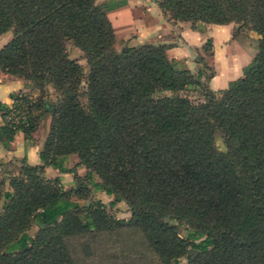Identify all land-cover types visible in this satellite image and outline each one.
<instances>
[{
    "label": "trees",
    "instance_id": "obj_1",
    "mask_svg": "<svg viewBox=\"0 0 264 264\" xmlns=\"http://www.w3.org/2000/svg\"><path fill=\"white\" fill-rule=\"evenodd\" d=\"M153 1L172 23L234 22L255 32L241 75L212 90L214 73L168 59L166 44L117 49L106 16L115 0H0V34H11L0 72L22 80L10 100L28 111L12 129L9 106H0L2 144L16 131L27 143L47 112V86L54 95L39 163L22 157L6 179L0 163V264H77L67 238L117 228L139 231L159 264L192 250L184 264H264V0ZM67 43L81 52L84 72ZM200 51L212 57L209 37ZM69 154L85 173L65 189L43 169L74 178L63 166ZM84 182L111 195L110 204L123 201L128 218L108 216L99 200L81 205Z\"/></svg>",
    "mask_w": 264,
    "mask_h": 264
},
{
    "label": "crops",
    "instance_id": "obj_2",
    "mask_svg": "<svg viewBox=\"0 0 264 264\" xmlns=\"http://www.w3.org/2000/svg\"><path fill=\"white\" fill-rule=\"evenodd\" d=\"M103 2L105 0H96ZM117 6L108 10L106 16L112 26L115 46L138 47L146 43H161L168 47L165 55L168 59L181 60L191 72L198 67L196 54L200 53V47L206 38L211 39L212 57L215 72L207 80V86L212 90L226 87L231 81L241 75V68L248 62L249 54L239 57L232 53L234 48L241 49V45L235 41L229 30V24H206L198 29H192L188 22L179 21L172 23L167 21L157 4L153 0H115ZM10 38V32L0 34V47ZM242 50V49H241ZM246 53V52H245ZM238 61V63H236ZM232 70L231 75L222 76V68ZM22 80L0 72V106H9L10 95L22 90ZM2 122L0 112V124ZM45 135L42 139L37 136L36 128L31 133L30 140L26 143L22 133L16 131L12 140L6 145L0 141V163L6 173L2 176L6 179L10 174H15L19 160L24 157L28 165H36L38 151L40 150ZM45 177H59V182L71 181V172H59L52 167H44ZM71 184L67 183L66 187ZM65 187V185H63ZM5 189L7 185L5 184Z\"/></svg>",
    "mask_w": 264,
    "mask_h": 264
},
{
    "label": "rangeland",
    "instance_id": "obj_3",
    "mask_svg": "<svg viewBox=\"0 0 264 264\" xmlns=\"http://www.w3.org/2000/svg\"><path fill=\"white\" fill-rule=\"evenodd\" d=\"M228 24L232 38L237 41L242 47V50H236V48H234L235 50L232 55L235 54L241 56L243 54V58H241L239 62L241 63L245 59V54H249V62V60L255 53L256 43L259 36L255 32L244 28L241 23L231 22ZM119 47H121L120 44L116 46L117 49ZM66 50L68 56L72 59H75L84 72L85 62L81 52L77 48L73 47L70 43H67ZM199 56L204 57L203 61L197 62L200 65H198V67H205L204 77L207 76L211 71L214 73L215 62L213 60V57L208 56L207 52L203 54L202 51L196 54V59L200 58ZM248 62H246V64ZM200 63H202L203 65ZM236 63H238V61ZM232 73V70L225 67L222 68V76L231 75ZM81 88H83V83L81 84ZM46 91V105L52 106V103L54 102L53 90L50 88V86H47ZM26 94L31 98H34L36 96V94L29 93L27 89ZM181 94L185 95L192 101H197L199 98L195 90H186ZM49 119L50 115L48 111L38 119V123L35 128L39 139H42V137L46 135ZM214 143L217 147H221L219 138L216 137ZM76 161L77 159L73 154L65 156L63 166L65 168L73 169L75 172V177L73 178L72 173H70L71 181L69 182V180H67L66 182H62V188L68 189L69 187H74L76 184L75 179H77L78 177H83L85 168L83 166L73 167ZM94 180H97L95 176ZM67 183H70L71 185L69 187H66ZM84 183L86 184L88 193L86 199L78 200L81 205L85 206V204H87L88 202L99 200L103 204L104 211L108 216L112 217L113 219L122 220H126L128 218V207L123 201H118L110 204V201L112 200L111 195H106L100 190L93 191L87 182ZM63 185H65V187ZM181 228L180 233L182 234L183 230ZM36 230L37 226L35 224H32L28 230V234L33 235ZM66 242L72 257L77 264H159L154 254L145 245L139 231L134 228H117L98 233L90 232L88 234L69 237L67 238ZM192 254H194L192 251L186 253L184 257L178 260L177 264H184Z\"/></svg>",
    "mask_w": 264,
    "mask_h": 264
},
{
    "label": "built area",
    "instance_id": "obj_4",
    "mask_svg": "<svg viewBox=\"0 0 264 264\" xmlns=\"http://www.w3.org/2000/svg\"><path fill=\"white\" fill-rule=\"evenodd\" d=\"M10 104L6 120L8 121L9 126L13 129L18 124H24L28 117V111L25 107V103L19 98L14 99V101L10 100Z\"/></svg>",
    "mask_w": 264,
    "mask_h": 264
},
{
    "label": "water",
    "instance_id": "obj_5",
    "mask_svg": "<svg viewBox=\"0 0 264 264\" xmlns=\"http://www.w3.org/2000/svg\"><path fill=\"white\" fill-rule=\"evenodd\" d=\"M44 110L52 111V106L51 105H45L44 106ZM192 252L193 253H196L197 251L196 250H192ZM190 257H192V255Z\"/></svg>",
    "mask_w": 264,
    "mask_h": 264
}]
</instances>
